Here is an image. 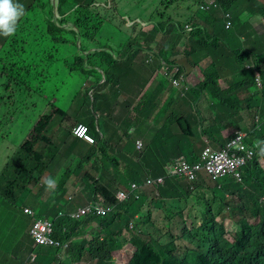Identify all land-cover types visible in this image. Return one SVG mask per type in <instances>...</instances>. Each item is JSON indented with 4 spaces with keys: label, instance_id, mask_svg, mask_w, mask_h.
I'll return each instance as SVG.
<instances>
[{
    "label": "trees",
    "instance_id": "obj_1",
    "mask_svg": "<svg viewBox=\"0 0 264 264\" xmlns=\"http://www.w3.org/2000/svg\"><path fill=\"white\" fill-rule=\"evenodd\" d=\"M57 1V14L62 17L59 20L61 26L54 22L52 0H18L24 6L25 15L18 22L15 35L0 37L2 45L7 48L3 53L4 59L0 58V77L7 80V91L10 90L11 82H17L25 88L28 85V88L33 87L36 90V85H30L27 80L32 68L39 63L54 64L53 61L57 57L66 53L67 67L96 79L94 86L96 89L90 95V100L93 109L102 110L106 115L112 108L110 92L115 91L117 94L121 92L119 88L121 78L117 72L122 71L125 67L123 64L128 63L131 67L129 61L139 62L141 63L138 66L139 73L142 75L149 73L151 77L159 66L163 63L168 64L171 57L178 54L177 47L184 42L187 29L189 30L187 40L192 42L189 54L200 50L217 49L221 62L214 65L212 70L204 72L205 81L202 84L198 83L199 90L195 91L196 95L207 90L211 98L209 99L211 106L205 110L207 115L203 116L207 123L206 129L203 132H194L190 126L188 131L182 125L181 135H175L170 139L167 137V130H157L153 137L146 138L145 148L153 154L159 170L165 173V166L180 156H185L191 162L197 161L203 149L211 142H218L219 147L223 146V128L220 125L223 123L222 118L230 119V137L240 130L247 132L244 142L249 146H253L257 139L264 140V57L257 55L254 50L244 49L237 42H233L231 37V42L227 41L217 32L219 19L207 12L211 0H156L155 7L148 8L149 15L145 12L137 15L141 20L150 22L148 31L141 28L140 22L125 30L124 26L119 27L113 23L112 18H108L109 15L119 12L120 0ZM145 1L140 0L139 3L143 4ZM232 2L218 0L220 7L228 10L233 6ZM262 8L264 9V6ZM125 22L126 20H123V23ZM69 23H73L78 29L69 30L68 27H72ZM108 28L113 31L109 32ZM144 44L149 46L162 44L160 53L164 60H153L154 63L147 64L148 56L144 58L140 55L141 52L134 54L128 52L134 47L139 50ZM88 45L95 48L94 55H88L85 59V52L89 50ZM83 47L85 49L83 52L78 50ZM107 47L113 48L117 57L108 50H103ZM97 49H102V52L98 53ZM252 57L258 58L257 63L245 66L246 61ZM85 60L92 68L86 69L83 65ZM238 68L240 70H237ZM98 69H104L105 74L99 73ZM40 70L43 72L44 68ZM236 74L237 79L234 78ZM103 75L104 81L100 83ZM260 85L263 86L262 90H259ZM256 89L259 91L251 93L250 90ZM25 90L20 88L19 91L24 95ZM160 97L168 101L166 104L174 102V98L168 93L167 96L161 94ZM102 98L106 104L100 103ZM176 102L177 100L174 103ZM187 112L191 115L189 109ZM63 114H66L64 110L52 106L51 114L40 118L34 126V131L47 132L50 120ZM252 116L254 118L250 125L246 118ZM194 118L199 122L197 115ZM180 119L186 124L190 123L188 118H178ZM84 122L95 134L102 129L98 117L96 120ZM103 129H109V126ZM71 130V127L68 128L69 132ZM97 137L100 139L98 135ZM132 137L131 134L125 133L115 146L100 139L89 149L90 154L86 156L88 159H93L97 154L100 160L109 162L114 167L111 170L99 165L97 170L101 171V175L97 179L88 172L82 175V180L89 179L94 193L89 199H95L101 192L107 203L119 206L106 215L93 217L85 215L80 219L77 222L78 228L83 227L89 220H96L97 228L94 233L83 231L81 233L83 237L79 242L72 238L79 234L74 229H67L61 233L60 240L70 241L68 249L73 257L69 259L71 264L82 260L84 249L90 250L92 257L95 258L92 264H114L113 252L126 246H123L122 241H127L134 247L129 249L130 256L124 264H264V178L260 177V173H264V167L261 164L260 168L259 157L256 156L244 167L245 176L251 181L244 178L239 183L224 179L216 181L202 175L195 182H190L188 178L182 180L173 177L164 186L148 185L152 191L150 194L145 188L143 192L137 190L132 192L130 190L132 183L142 184L141 182L145 183L148 176L152 179V176L161 175L159 172H150L134 158L133 153L125 150L127 142ZM51 138L46 139L32 134L21 144L17 155L8 163L5 173L10 166L20 170L21 163L29 153L32 164L43 157L40 151H35L39 142L51 150L57 148V141ZM165 144L171 145L170 151L163 148ZM261 156L264 158V155ZM120 158L126 167L124 171H130L131 175L128 181L117 183V186L113 183L114 187H111L110 178L119 171ZM81 167L82 165L78 164L74 170L79 173L77 169ZM140 170L148 172L141 177ZM26 181L24 176L23 187ZM221 181H224V186L218 185ZM212 182L214 183L208 184ZM7 184L10 190L14 189L13 183ZM120 187L127 189L130 196L124 201L117 202L116 192ZM155 195L183 203L175 201L178 204L177 211H174L172 207L166 208L161 201L155 200ZM155 208L162 211L161 223L153 219ZM136 215L138 219L133 227H130V221ZM72 219L64 218L68 223ZM228 221L234 223L237 230L229 231ZM175 223L178 226L177 231L172 229ZM33 247L55 253L54 247L34 244ZM76 256L79 258H74ZM53 260L57 264L63 263L58 256Z\"/></svg>",
    "mask_w": 264,
    "mask_h": 264
},
{
    "label": "clouds",
    "instance_id": "obj_2",
    "mask_svg": "<svg viewBox=\"0 0 264 264\" xmlns=\"http://www.w3.org/2000/svg\"><path fill=\"white\" fill-rule=\"evenodd\" d=\"M232 1H233L232 2L233 6L230 8V10H228L226 8L222 9L218 3V0H211L208 4L207 12H210L211 15L218 18L219 22L220 23L222 22L224 24L225 29L230 31L228 35L223 36L227 41L231 42L230 41V37H231L233 42L235 43L237 42L244 49H248V51H251L253 42L259 39L258 37H260L261 35H255L254 26L249 27V31L243 36H238L234 33L236 28L242 29L244 26L243 24L240 25L237 23L239 22V15H236L235 13L236 9H240L241 7H247V8L249 7L246 0H232ZM54 2L57 5V8L55 11V6L52 3L55 12L53 19L58 26H61L59 24V20H61L62 18H60V15L57 14L58 1L54 0ZM261 2H262V6H264V1ZM263 10L264 9L262 8L261 10L254 11L252 13L258 14L261 17V19H263L264 22ZM24 15H25L24 6L20 4L18 0H0V37L2 36L9 37L15 35L18 27V22ZM142 21L140 22L141 24ZM219 22L217 29L220 24ZM138 23L139 22H135V24ZM69 24L73 26V28L78 29L73 23H69ZM149 25L150 23L148 24V26ZM140 26L144 30V26L142 25ZM148 30L149 27L145 29V31ZM185 30L187 31V34H186V38L184 39V42L181 43L182 44L181 51L180 52L178 51V47L181 45L180 44L177 47L178 54L172 57L168 64L163 63V65L159 66L151 77L149 73L148 75H142L139 73L138 66L141 63L129 61L131 67H133L137 72V82H139V86H137L134 93V98L132 101L133 105L130 107L129 117L135 118L137 121H132V125L134 126V128L132 127L129 128L127 132H125L124 130L122 134L119 135V132L116 129L117 131L114 130V134H117L118 132V135H116V137H122L125 135V133H129L132 136L137 135L134 142L137 149H145L147 150V152H150L148 149L145 148V145L147 144L146 138L153 137L157 130H167L168 131L167 137L168 139H170L175 135H181L182 125L185 126L184 128L185 130L190 131L187 125L191 123H195L196 125H201V126H204L205 124L203 116L207 115L205 113V110H207L211 106L209 102V99L211 98L209 97L205 103H201L199 102L198 97L202 93H205L207 96H209L207 94V90L205 92L202 91L201 93L196 95H195V91L199 90L197 84L198 83L202 84L205 81L204 72L208 70H212L213 66L220 63L221 60L217 49H213L211 51L200 50L197 52H192V54H189L191 52L192 42L191 41L188 42L187 39L189 35V30L187 29ZM77 34H79V32H77ZM158 40H160V37L158 38ZM152 46H157V45L153 44ZM142 47L144 49L145 48L152 49L151 46L146 44H144ZM157 48L158 51L161 52L162 44L157 46ZM106 49L107 48H104L103 50ZM128 52L133 54L135 52L142 53V51L140 49L137 50L136 47L132 48ZM258 54L263 55L264 57V51L262 52L260 49L258 51ZM145 55L149 57V61L146 62L147 64L154 63L153 60L156 61L164 60L163 57L157 58L156 56H153L150 53H146ZM146 56L144 58H146ZM118 74L119 72H117V75ZM118 76L121 78L120 75ZM104 78L105 75H103V79L101 80L100 83L104 81ZM89 83H93V85L96 86V79L94 77H91ZM257 83H259V80H257ZM260 87L261 89L259 90H262L263 86L260 85ZM119 88L121 90V87ZM95 89L96 87H92L89 89L91 90L90 95L93 93ZM259 90L256 89L250 91L251 93H255L256 91ZM167 93L172 95L173 98L177 97L179 100H177V102L174 103L176 100L174 99V102H172L171 104H166L168 101H166L165 98H161L160 95L165 94L167 96ZM107 94H109L108 91ZM121 94H122V90L119 94H117L115 91L110 92V96L112 95L120 96ZM121 97L122 96L119 97V101L121 100ZM140 101L142 102L140 103ZM191 101H195L193 105H198V103H200L201 107L197 109L190 107ZM188 109L189 111H191V113H194V115H197V117H199L198 118L199 122H197L196 118L194 119L188 118L190 123L187 124L184 122L183 119L178 120V118L181 117L187 118L190 116L187 112ZM119 112L120 110H118L115 115L118 116ZM107 115L112 116V119H114L113 115L111 114V108L109 112H106L105 116ZM222 119H223V123L224 121H227V124L224 126H222V123L220 124L223 128L222 130V137H223L222 144H224L223 146L219 147L218 142L209 143L210 141L207 140L209 144L207 147L203 149L197 161L191 162L185 156L177 157L173 160L172 165L167 169L166 174L170 175L174 170H176L178 171V175H181L182 177V178L178 177L179 179L186 180V178H188L189 181H196L202 175H207L212 180L217 181L224 179L225 176L231 174L237 180L238 183L242 182L243 181L242 175L240 176L236 175V171L238 169L241 170L244 169V167L248 166L252 162V160L255 159L256 156L257 158L258 157L263 158L261 155H264V140L257 139L254 141L253 146H249L244 142L245 137L248 135L247 132L240 130L237 131L235 135L230 137L229 135L230 119L229 118L227 119L222 118ZM123 120L124 119H120L119 123L122 122ZM52 121L53 120H50L48 128L51 126ZM249 124L252 125V123ZM101 125L103 129V122H101ZM99 126H97V129H99L98 128ZM74 128L77 132L75 137L82 142L83 147L80 145H75L74 143L64 142V153L68 155L72 160H74V157L76 155H79L82 158L85 155L87 156L88 154H90L89 149L91 148V146L96 145L100 139H103L106 143H109V145H114L110 140L109 137L110 135L105 136L106 133L102 131L101 128L98 130V133L95 134L94 131H91L90 127L88 126V124L84 122V120L77 122V124L74 125ZM100 130L102 132H99ZM137 131H140L141 133L137 134ZM203 131L204 130H194V132H203ZM86 133L90 136V139L85 136ZM97 135L100 137V139L97 137ZM239 135L242 136L241 143L245 145L246 147L245 150L238 152L236 155H234L232 152L228 153L226 155V159H222L221 161L216 162L215 156L217 154L222 153V150L226 148L228 143L231 142L233 139L236 138L239 139ZM31 136L32 135H30L28 138H30ZM40 137L46 138V133L43 131L42 133H40ZM28 138L26 140H28ZM83 141L90 146L87 147ZM42 144H43L42 148L38 149L36 146L35 151L36 152L40 151L43 154V157H40L35 164H32L30 157L31 153H29V155L21 163L20 170L22 169V171L20 172L17 182L15 183V185L17 186V191L15 189L10 190L9 188L8 191L17 193L18 197L21 198L23 195L22 179L24 176L27 179V174L31 172L30 184L31 187L35 189L34 196L30 198L29 203L22 202L21 204L18 205L16 202H14L13 203L14 210H22L25 215L30 216L32 218L33 221H32L31 229L37 223H43L45 226H49L51 230L54 229L56 226L61 227L62 231L58 234L57 243L36 242L32 236L31 229H30V235L33 239L34 246L41 245V246L54 247L55 253L60 258V260L63 261L65 260L66 262L71 263L69 259L73 258L72 256L67 259L63 257L64 254H68L67 252H70V249H68L70 246V241L60 240L61 233L67 229L70 230L74 229L76 232H78L77 222H79L80 219H82L85 215H92L91 217L106 215L108 212H112L118 209L119 205H116L114 203H107L106 199L104 198L101 192H99V194L96 196L95 199H91V200L88 199V201L84 204V206H80L77 209L76 207H71V206L69 207L63 204L57 205L58 203L61 202L62 197L64 195H68L71 201L80 197L82 175L84 173L79 171V169H77L79 173H77L75 170L71 172H69V170L62 171L64 169V166L63 167L59 166L57 154L55 156H52L51 154L52 151H51V153H49L48 155H44L43 149L46 147V145H44V143ZM130 147H132V141L127 142L125 150L129 153H133V151L129 150ZM57 148L59 147L57 146ZM235 149L236 148H233V151ZM110 152L111 154L114 153L112 150ZM93 157L99 159L97 154H95ZM88 160L91 161V159ZM9 162H7L5 169ZM259 162H260L259 166L261 168V164L263 161L260 160ZM175 164L177 165L174 166ZM223 164H228L229 166L223 169L221 167V165ZM99 165H104L105 167L110 169L111 163L105 162L103 160H99V163L93 168L94 173L87 171L88 173L91 174L92 177L94 176L95 179L99 178L101 175V171L97 170ZM96 170L99 171L98 174H96ZM2 173L3 175L0 182V187L4 185L7 179H9V178L6 179V177L4 176L7 175L4 171ZM15 175L16 174L14 173L13 176ZM152 177H153L152 179L150 178V176L146 178V181L144 183L145 186L147 187H149L148 185L164 186L168 181L161 176L158 177L152 176ZM136 186H138V189L136 188ZM37 187H39L38 190ZM141 189H144V187H139V185L136 184L135 182L132 183L130 187V190L132 192H134V190L141 192L140 191ZM136 194L139 196L138 192H136ZM129 196L130 193L125 188H120L116 192V198L118 200L117 202L124 201ZM81 210H84L85 212H82ZM64 218H68V219L73 218V219L68 223V221L65 222ZM137 219H138V215H136L135 218H133L130 221L129 226L133 227L134 225L133 223H135ZM71 222L74 223L71 224ZM85 223L86 224L84 225L89 226L87 229L89 232L91 229L93 230V228H97L96 220H89ZM81 235L82 234L79 233L78 236H73L72 238L75 241L79 242ZM123 249L113 252L114 259L117 257L122 264L128 261V258L123 255L124 252ZM84 250H88V249H84ZM64 251H66V253ZM88 251L89 254H82L81 255L82 260L73 264H83V261L86 264H92L95 258L92 257L91 251L90 250ZM28 252L30 254L29 258L32 260V262L33 263L37 262V259L34 258V255L39 253L36 252L34 249ZM74 258L78 259L79 257L76 256ZM18 264H25V263L20 262Z\"/></svg>",
    "mask_w": 264,
    "mask_h": 264
},
{
    "label": "rangeland",
    "instance_id": "obj_3",
    "mask_svg": "<svg viewBox=\"0 0 264 264\" xmlns=\"http://www.w3.org/2000/svg\"><path fill=\"white\" fill-rule=\"evenodd\" d=\"M54 1V0H52ZM140 0H120V10L119 12H116L114 14H111L108 16L109 19L113 21V23L119 27L124 26L125 30L130 29L135 22H141V18H138L137 15H139L142 12H145V14H150L148 12V8H154V2L156 0H144L145 2L143 4L139 3ZM264 0H247V4L249 7L250 12L258 11L262 9V2ZM137 3H139L137 5ZM113 6V5H111ZM110 7V6H109ZM264 12V10H263ZM135 16V17H134ZM130 17H134V19H130ZM60 18H62L60 16ZM123 20H126L125 23H123ZM263 21V19H261ZM150 22H144L142 21V26H144V30L147 29ZM69 30H74L73 26L68 27ZM109 32H112L113 30L108 28ZM217 32L220 33V35L223 37L225 35H228L230 31L225 29L224 24L221 22L219 24V27L217 29ZM125 35H123L124 37ZM189 37V36H188ZM263 38H260L255 40L253 42V45L251 47L252 50L256 51V54H258V47L255 49L256 46H258L262 42ZM79 45V44H78ZM0 58L4 59V52L6 51V47L2 46V43L0 41ZM91 45L87 46V49H89L87 52H85V59L88 55H94L93 50L95 48H91ZM152 49L149 48H143L141 47L140 50L142 53H140L143 57H145L146 53H150L153 56H156L157 58H162L160 51H158L157 46H151ZM182 49V44L178 47V51L180 52ZM79 51L85 50L84 47L78 49ZM98 53L102 52V49H97ZM109 53L114 54L115 57L116 53L114 52L113 48L107 47ZM104 50V51H106ZM22 54V53H20ZM67 54L64 53L62 56L57 57L53 62L54 64H50L48 62H45L43 64H36L28 76L27 80L29 81L30 85H36V90L33 87H29L28 85L25 88L24 85H21L17 82H11V85L9 86V91L6 90V83L7 80L5 78L0 77V112H4L7 108L6 106H9V104H12L13 111H17V119L12 120V143L14 145L13 151L11 154V158L17 155V152L20 149L21 143L27 139L30 135H39L40 131H33L34 126L37 123V121L40 120L41 117L50 115L52 112V106L55 105L57 108H61L66 112V114L61 115L60 117H53L51 120V126L48 129L46 133V139L47 138H53L54 141H57V146L59 148H53L51 150L49 147H45L43 149L44 155H48L52 151V156H55L57 154L58 164L59 166H64V169L62 171L69 170V172L73 171L76 164H81L82 167L79 168V171L85 173L87 171L94 173L93 168L99 163L100 159H97L96 157H93V159L88 160L86 155L84 157H80L79 155H76L74 157V160H72L68 155L64 153V142L66 143H75L77 145H80L83 147L82 142L75 137L76 130L74 128V125L77 124L79 121H89V120H96V118H99V121L101 122H108L109 120H113V125L120 124L125 132L128 131L129 128H134L132 125V121H137L135 118L129 117V111L131 107V103L134 98V93L139 86V82H137V72L133 67L128 66V63L123 64L125 67L122 68V71L119 72L118 75L121 76V90L122 94L121 102L119 101L120 96H111V114L113 115L114 119H112V116H105L104 112L102 110L93 109L91 100H90V88L94 87L95 85H92L93 83H89L91 78L86 77L81 73H78L76 71H73L71 67H67L65 65V60L67 59ZM176 56V55H175ZM174 57V56H173ZM172 58V57H171ZM258 61V58L252 57L246 61V65H255ZM83 65H85L86 69L92 68L91 64L86 63V60L83 62ZM44 68V71L41 72L40 69ZM237 70H240L238 68ZM98 72L101 74H105L104 69H98ZM236 74L234 76L235 79H237ZM142 77V76H141ZM229 80V77L227 78ZM92 85V86H91ZM20 88L26 89L25 94L22 95L19 91ZM89 92V93H88ZM210 96H207L205 93H202L198 100L201 103H205ZM174 99L179 100L177 97H174ZM195 101H191L190 107H193L194 109L200 108V103L198 105H193ZM100 103L106 104V101L102 98L100 99ZM254 104V103H252ZM117 107L120 109L119 115L116 116V112L118 111ZM195 111V110H194ZM109 112V111H107ZM213 114H215V111L213 110ZM177 117V116H176ZM194 113H191V115L187 118H194ZM252 117L246 118L248 122H252ZM77 119L78 121H76ZM80 119V120H79ZM120 119H124L122 122L119 123ZM73 121H76L75 123H71ZM227 121H224L222 123V126L226 125ZM190 126L193 130H204L206 129V123L204 126L196 125L195 123H191L187 125V127ZM72 128L71 132L68 131V128ZM2 132H6L5 128H2ZM99 132H102L101 130ZM119 135L122 134L123 131H118ZM140 131H137V134H140ZM105 136H108L107 134ZM110 140L114 145H117L119 142L120 137H116L114 135H110ZM137 135H133L130 142L132 141V147L129 148L130 151H133L134 158L139 161L141 165H143L145 168H147L150 172H159L161 173V177H163L165 180H169L173 177H181V175H178V171L174 170L170 175H167V169L172 165L173 161L169 162L165 166V173L161 172L158 168V164L151 152H147L145 149H137L134 142ZM51 138V139H52ZM84 142V141H83ZM85 143V142H84ZM87 147V143H85ZM43 146L42 143L37 144V148L41 149ZM163 148L167 151L171 149V145H163ZM9 159V161L11 160ZM261 161L264 162L263 158H260ZM8 161V162H9ZM121 164L119 165V171L115 172L113 176L110 178L111 187H114V184L125 182L129 180V177L131 175L130 171H124V161L122 158H120ZM262 162L263 166L264 163ZM230 164V163H229ZM175 164L174 166H176ZM173 166V167H174ZM228 164H223L221 167L223 169L227 168ZM126 168V167H125ZM110 169L113 170L114 167L110 166ZM22 171L19 169H14V173L16 174L10 179H7L6 182H10L14 184V189L17 191V187L15 186V183L17 182V179L20 175V172ZM171 171V170H170ZM148 172V171H146ZM146 172L143 170H140L139 174L141 177H144ZM12 173L13 174V168L10 166L7 170L6 174ZM47 173V172H46ZM99 171L96 170V174H98ZM3 173L0 176V182L2 178ZM236 175L246 179L247 181H251L250 178L245 176V170L244 169H238L236 171ZM11 176V175H10ZM225 176V175H224ZM30 177L31 172L27 174V184L23 187L22 190V197L19 198L17 193L8 191V184L4 183L3 190L0 188V264H18L20 262H23L25 264H57V262L53 259L57 257V255L54 252H46L42 248H36L33 247V239L30 235V229L32 226V218L30 216H27L23 213L22 210H14L13 203L16 202L18 205L22 202L29 203L30 198L34 196L35 189L31 187L30 184ZM260 177L264 178V173H260ZM232 181L234 183H238L237 180L230 174L224 177V181ZM224 181H221L218 183L219 186H224ZM168 182V181H167ZM195 182V181H190ZM114 183V184H113ZM142 184H138L139 187H144L150 194L152 191L150 190V187H147ZM208 183V184H213ZM167 185V183L165 184ZM39 187H37L38 190ZM44 188V186H43ZM121 188V187H120ZM138 189V186H136ZM205 189H208L205 187ZM143 192V189L140 190ZM4 192V194H3ZM94 193L92 191V187L90 186V181L88 178H85L81 182V191H80V197L77 199H74L73 201L70 200L68 195H64L62 197V200L57 205H67L71 207H76V209L80 206H84V204L88 201L89 198L93 197ZM154 195V194H153ZM4 196V197H3ZM152 198V195H150ZM18 198V199H17ZM155 200L161 201L166 208L172 207L174 211H177L176 203L181 201L178 200H170L166 199L164 197H161L159 195H155ZM194 211V210H193ZM192 211V213H193ZM44 212V211H43ZM153 219H157L158 223H161L163 221V214L162 211H160L158 208L154 209ZM195 212V211H194ZM134 224V223H133ZM229 231L237 230V227H234V223L231 221H228L227 223ZM88 225H84L81 228H78V232L82 233L83 231L88 229ZM174 231L178 230V226L175 223V226L172 228ZM96 228H93V230H90V233H94ZM62 231V228L59 226H56L54 229H52L51 233V239L53 243L58 242V234ZM82 239V235L80 240ZM4 243V245H2ZM124 249H123V255L127 258L130 256L129 249H134L133 246L129 245L127 241H122ZM12 244V246L10 245ZM128 244V245H127ZM34 249L39 254L34 255V258L37 259V262L33 263L32 260L29 258V252L30 250ZM66 253V251H64ZM68 254H64V258H69L72 256L70 252H67ZM35 254V253H34ZM82 254H89L88 250H84ZM53 260V262H51ZM51 262V263H50ZM114 264H122L120 260L116 257L114 259ZM93 263V262H92ZM61 264H71L66 262L65 260ZM83 264H86L83 261Z\"/></svg>",
    "mask_w": 264,
    "mask_h": 264
},
{
    "label": "crops",
    "instance_id": "obj_4",
    "mask_svg": "<svg viewBox=\"0 0 264 264\" xmlns=\"http://www.w3.org/2000/svg\"><path fill=\"white\" fill-rule=\"evenodd\" d=\"M235 13L236 15H239V22L237 23L240 25L243 24L244 26L242 29L236 28L234 33L238 36H243L249 31V27L254 26L255 35H261L260 37L263 38L262 42L258 46H256L255 49H257L258 47V51L260 49L263 52L264 51V22L261 20V17L258 14L250 12L249 8L247 7H241L240 9H236ZM0 49H1V46H0ZM14 106H16V104ZM14 106H12V104H9V106H6L7 109L4 112H0V176L3 171L5 172V166L7 162L9 161V159L11 158V154H12L13 147H14L12 143V138H11L12 120L17 119L16 109L15 111H13ZM118 110L120 109L118 108ZM107 126H109V129H106V130L102 129V131H104L107 135L114 134V130L124 131V128L120 124L116 123V125H113V120H109L108 122L106 121L103 122V127L105 128ZM3 127L5 128L6 132H2ZM116 135H118V132L117 134H114V136ZM24 141H26V139ZM13 175H14V169H13V174L8 173L7 175H5V177L6 179L7 178L10 179L13 177ZM0 188L3 190L4 186H1Z\"/></svg>",
    "mask_w": 264,
    "mask_h": 264
},
{
    "label": "built area",
    "instance_id": "obj_5",
    "mask_svg": "<svg viewBox=\"0 0 264 264\" xmlns=\"http://www.w3.org/2000/svg\"><path fill=\"white\" fill-rule=\"evenodd\" d=\"M85 136L90 139V136L86 133ZM242 136L239 135V139H233L228 143L227 147L222 150V153L215 156L216 162L226 159L228 153H233L236 155L238 152L245 150V145L241 143ZM233 148H236L233 151ZM85 212L84 210H81ZM31 233L36 242L39 243H53L51 239L52 230L49 226H45L43 223H37L31 229Z\"/></svg>",
    "mask_w": 264,
    "mask_h": 264
},
{
    "label": "water",
    "instance_id": "obj_6",
    "mask_svg": "<svg viewBox=\"0 0 264 264\" xmlns=\"http://www.w3.org/2000/svg\"><path fill=\"white\" fill-rule=\"evenodd\" d=\"M53 4L55 6V11H56V8H57V5L55 4V2L53 1ZM58 17V16H57ZM79 44V41L77 42Z\"/></svg>",
    "mask_w": 264,
    "mask_h": 264
}]
</instances>
